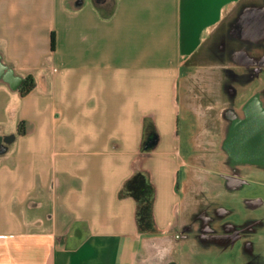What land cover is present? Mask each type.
Returning a JSON list of instances; mask_svg holds the SVG:
<instances>
[{
	"label": "crops",
	"instance_id": "1",
	"mask_svg": "<svg viewBox=\"0 0 264 264\" xmlns=\"http://www.w3.org/2000/svg\"><path fill=\"white\" fill-rule=\"evenodd\" d=\"M240 1L0 0V264H135L149 231L120 191L138 171L153 188L155 231L185 214L193 225L181 229L202 231L176 264H264V197L251 194L264 161L231 157L211 168L215 179L204 174L206 190L186 187L187 87L212 66L198 59ZM216 72L226 142L237 90L230 69ZM258 72L241 91L251 87L264 110ZM29 75L35 86L22 95ZM198 200L208 207L192 210Z\"/></svg>",
	"mask_w": 264,
	"mask_h": 264
},
{
	"label": "rangeland",
	"instance_id": "2",
	"mask_svg": "<svg viewBox=\"0 0 264 264\" xmlns=\"http://www.w3.org/2000/svg\"><path fill=\"white\" fill-rule=\"evenodd\" d=\"M243 11L246 12L245 18L252 22L250 23L252 28L248 25L252 30L247 28L245 31L246 26L243 23L245 18L242 22L237 23L238 14ZM235 23L239 29V33L235 35L236 37L233 34L231 35L232 31L234 32ZM211 34L209 45L213 49L209 50L210 53L205 58L207 61L205 63L218 66L199 65V74L195 73L191 78L184 100V105L188 110L185 114L190 129L187 137L192 146L191 156L188 157V164L191 168L189 179L186 181V187L190 195L194 194L193 190L197 185H200L203 190L208 188L209 184L207 182L210 183V180L204 174L212 177L210 172L213 173V171H211V168L221 166L228 156L223 146L227 136L226 129H222L221 122L217 119L221 117V113L218 111L220 107H217L215 101H211V98L216 97L215 91H217L218 86L216 81L220 80L216 71L220 70L222 65L228 70L230 69L231 82L235 83L236 93L239 90L238 96L240 97H242V84L245 85L254 73L262 69V76L264 77V0H241L232 8L230 7L222 24ZM223 52L224 55L221 54ZM240 52H249L254 57L249 66L246 67L233 62L232 58ZM229 56L232 57L229 58ZM250 88H248L246 95L250 94ZM251 93L253 94V92ZM230 156L233 157L231 154ZM211 177L210 179H215L216 176ZM251 194L264 197V185H256ZM199 201L190 206L192 210H199L202 205H204L203 208L208 205L203 200L205 204L201 205L199 203L197 206ZM189 215L185 214L182 220L178 218V221L169 230L147 232V243L137 256L135 264H176L175 260L190 261L192 247L188 244L191 240H195L194 235L199 237L202 231L194 233L193 230L181 229V224H185L186 221L188 223L187 227L193 225ZM258 215L264 218V208L258 210ZM194 249L196 248L194 247Z\"/></svg>",
	"mask_w": 264,
	"mask_h": 264
},
{
	"label": "flooded vegetation",
	"instance_id": "3",
	"mask_svg": "<svg viewBox=\"0 0 264 264\" xmlns=\"http://www.w3.org/2000/svg\"><path fill=\"white\" fill-rule=\"evenodd\" d=\"M245 17L246 12L243 11L239 15L237 23L242 22ZM243 23L246 26L245 31L247 28H252V24H250L252 22H249L246 18ZM234 27V33L237 35L239 29L236 27V23ZM198 62H206L205 57H199ZM229 89L232 91L231 87ZM250 91L252 92L251 88ZM238 92L235 94L233 101L227 104L224 113L225 118L233 125L225 142L228 153L226 161L231 159V154L233 158L240 162L258 163L261 160L264 161V110L260 106L259 100L255 96H251V92L248 95H246L248 91L242 92V97L238 96Z\"/></svg>",
	"mask_w": 264,
	"mask_h": 264
},
{
	"label": "trees",
	"instance_id": "4",
	"mask_svg": "<svg viewBox=\"0 0 264 264\" xmlns=\"http://www.w3.org/2000/svg\"><path fill=\"white\" fill-rule=\"evenodd\" d=\"M99 9L102 8L100 4H97ZM113 10V7L108 10L109 16ZM106 13V12H105ZM52 47H55V33L52 34ZM35 86V80L32 75L27 76L24 79L23 86L21 88L22 95L29 93ZM22 125V124H21ZM20 132L24 130L21 126ZM122 196L130 195L133 196L137 201V219L140 230L155 232V225L153 219V188L149 183L147 176L141 172H136L130 177L124 187L120 191Z\"/></svg>",
	"mask_w": 264,
	"mask_h": 264
},
{
	"label": "bare ground",
	"instance_id": "5",
	"mask_svg": "<svg viewBox=\"0 0 264 264\" xmlns=\"http://www.w3.org/2000/svg\"><path fill=\"white\" fill-rule=\"evenodd\" d=\"M264 168V167H263Z\"/></svg>",
	"mask_w": 264,
	"mask_h": 264
}]
</instances>
